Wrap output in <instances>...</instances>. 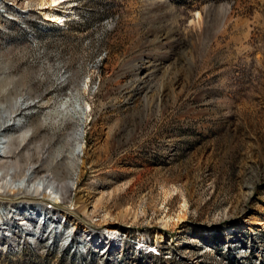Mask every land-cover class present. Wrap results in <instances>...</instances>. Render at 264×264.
Segmentation results:
<instances>
[{"label":"rangeland","instance_id":"1","mask_svg":"<svg viewBox=\"0 0 264 264\" xmlns=\"http://www.w3.org/2000/svg\"><path fill=\"white\" fill-rule=\"evenodd\" d=\"M50 1L0 0V144L68 193L0 174V264H264V0Z\"/></svg>","mask_w":264,"mask_h":264},{"label":"bare ground","instance_id":"2","mask_svg":"<svg viewBox=\"0 0 264 264\" xmlns=\"http://www.w3.org/2000/svg\"><path fill=\"white\" fill-rule=\"evenodd\" d=\"M65 1L66 0H51L49 3L50 8H54L56 6H59L60 4H62ZM44 6H45V4H44ZM63 19H64V17H58V16L51 14V13L46 15L47 21H49L51 23L58 24L59 26H62V24L64 22ZM78 135H79V140H81L83 137V134L80 132ZM4 138H5V136L3 134V128H1L0 129V140H2ZM0 145H4L3 149H5L2 151L3 154L2 155L0 154V174H2L1 183H3V184L8 183V178H10L12 183L21 182V186H20L21 188L22 187L29 188L32 184L38 183V185H40V186H48L47 189L52 187L56 191L55 193H57V194H61L63 192L68 193L67 192L68 188L66 186H64L63 184L59 185L53 178H51L49 176L37 179V175H38L39 171H37L36 169L32 168V169L28 170L27 173L24 175L22 174V171L16 170V168H12V170L11 169L9 170L8 165L5 164V159H8L10 157L12 158V155H14V151L12 150V148H13L12 146H14V143H12V141L11 142L6 141V143H1ZM17 148H19V147H17ZM78 148H84L83 144L81 142H80ZM14 156H17V155L15 154ZM21 175H23V177L19 178V177H21ZM69 189H70V187H69ZM165 194H166L167 198H170V197L175 195V191L170 190V191H167ZM187 210H188L187 204L186 203L182 204L179 214H176L177 215L176 219H174V217H175L174 216L172 219H167L164 221L165 227H169L171 223H173L175 226L185 223L187 221V218H188L187 217ZM123 213H124V216L136 217V214H135L136 212L134 213L130 208L124 209ZM35 214L36 213H34V215ZM43 214H44L43 215V218H44L45 213H43ZM31 216H33V214H31ZM259 223H260V225L264 226V223H262V222H259ZM247 227H248V223L246 222V224H242V225L237 226L235 228H247ZM233 228L234 227H227L226 226L225 231H227L228 233L232 232ZM85 231L87 233V230H85ZM103 234L107 237H112V236L116 235V233L112 232L110 229H106ZM169 239H172V237L171 236L168 237L167 234H158V236L156 238V243L158 245V244H160L166 240H169Z\"/></svg>","mask_w":264,"mask_h":264}]
</instances>
